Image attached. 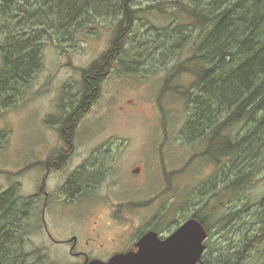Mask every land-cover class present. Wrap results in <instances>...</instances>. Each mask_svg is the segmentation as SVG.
Listing matches in <instances>:
<instances>
[{"label": "rangeland", "instance_id": "rangeland-1", "mask_svg": "<svg viewBox=\"0 0 264 264\" xmlns=\"http://www.w3.org/2000/svg\"><path fill=\"white\" fill-rule=\"evenodd\" d=\"M61 1L0 0V68L3 65L2 48L8 44L5 38L13 33L18 38L16 42L20 36L28 38L29 47L35 46L41 61L32 80L17 85L9 97L0 96V197L14 191L15 197L21 201L38 200L30 209L33 214L30 227L21 228L24 239L10 244L16 256L29 255L15 263L81 264L82 259L78 261V255L71 254V246L65 242L73 236L78 237V214L81 211L76 203L54 205L55 217L49 214L48 206L46 220L54 241L39 229L36 214L43 215V191L51 194L50 201H56L60 192L57 185L75 172L88 158V153L95 151L105 160L102 168L111 169L99 190L119 191L110 201L111 209L128 203L131 206L137 199L134 198L138 196L136 193L146 195L145 222L155 212L167 210L169 213L167 207L174 203L180 222L196 211L209 216L208 212L215 206L220 208L215 210L217 214L252 206L235 225L217 226L221 237L214 233L204 261L212 263L223 254L227 258L231 249L236 253L242 250L245 241L250 243L245 260L237 254L233 257L234 262L264 264V228L261 230L264 224L255 220L256 205L264 200V168H258V159H250L254 161L251 166L254 177L234 194L226 188L221 189L224 183L213 176L219 163L205 154L210 139L208 136L193 139L188 133L186 126L190 111L183 95L177 92L187 89L193 78L177 75L166 86L172 65L182 59L161 56L162 50L169 46H160L165 40L142 27L147 24L148 29L153 25L162 30L170 25L172 18L163 17L158 11L143 12L144 8L163 0H134L128 4L130 8L126 7L127 10L122 8V0H111V5H104L111 8L108 12L97 10L86 16L79 15L68 26L59 20L60 13L63 16L67 13L65 7H58ZM100 3L89 7L96 10ZM126 16L134 18L135 27L128 26ZM20 27L25 31L22 32ZM119 32H123L125 41L98 88L97 99H93L82 115L76 116L78 93L83 90V72L112 49ZM142 38L145 43L139 50ZM130 66L133 67L131 72ZM164 87L177 89L167 93ZM70 115L76 118L72 147L62 133L63 121ZM241 126L229 128V133L246 129ZM66 149L70 153L60 163V170L52 171L46 179L48 162L56 161ZM213 150H218L217 144ZM261 150L264 152V147ZM260 159L264 162L263 154ZM135 168H140L141 174L132 173ZM118 173L130 180L129 184L124 186L121 183L119 188ZM141 178L147 183L135 186ZM72 193L67 190L68 195ZM217 199L221 205L216 203ZM135 201L134 215L143 218L145 214H138V200ZM132 212L130 210V214ZM85 226L83 224V232ZM121 232H111V236ZM121 236L124 241L131 238L128 233ZM85 239L83 235L82 240ZM105 254L93 250L89 257Z\"/></svg>", "mask_w": 264, "mask_h": 264}, {"label": "trees", "instance_id": "trees-1", "mask_svg": "<svg viewBox=\"0 0 264 264\" xmlns=\"http://www.w3.org/2000/svg\"><path fill=\"white\" fill-rule=\"evenodd\" d=\"M122 1L124 10H127L128 4L134 2V0ZM99 2L101 6L91 10L89 6ZM111 3V0L83 2L62 0L58 7H65L67 13L64 16L62 13L59 14L60 23L68 26L77 16H86L91 11L108 12L111 8H105L104 5ZM154 11H158L163 17L172 18L170 25L162 30H158L153 25L148 29L147 24L142 27L149 32H156L158 37L165 40L160 46L165 44L169 46L167 50H162L161 56L182 59L172 65L171 73L166 78V86L171 78L177 75L185 74V77L193 78V81L187 84V89L177 91L179 95H183L186 108L190 111L186 130L193 139L208 136L207 139L210 140L206 156L217 163L221 156L225 159L224 165L219 163L213 176L218 179L224 176L227 181L221 189L226 188L228 192L234 194L246 187L254 177V168H251L254 165L253 160L258 159L260 170L264 168V162L260 159L261 154L264 156L261 150L264 147V0H172L170 2L163 0L157 5L144 8L143 12ZM133 19L126 16L128 26L131 28L135 27ZM20 30L25 31L24 27H20ZM13 36L15 33L5 38L8 44L2 48L3 65L0 68L2 97H9L10 91L13 92L17 85L32 80L41 66L38 51L35 46L29 47V39L20 36V40L16 42L18 38ZM124 41L123 32H119L112 49L88 71L83 72V89L98 91L107 75L106 72H109L113 60L121 51ZM144 43L142 38L139 41V50ZM132 68L130 66L129 72ZM165 87L167 93L168 90L177 89V87L170 89ZM76 112L77 110L74 114L77 116ZM71 116L74 115L66 116L62 133L72 147L76 118ZM238 124L246 129L229 133V128ZM216 144L218 150H213ZM10 195L5 193L0 197V264H18L15 262L19 258L23 261L29 256L23 254L16 256L12 253L10 244L24 239L20 231L26 225L18 219L16 211L24 213L25 209L21 208L29 202H31L30 209L34 208L35 198L21 201L14 197L12 200ZM216 203L222 204L218 199ZM256 206L255 220L264 224V200ZM251 207L247 206L240 210L232 208L225 213L217 214L215 210L220 208L215 206L208 212L209 216H204L200 211L194 212L192 216L211 228H217L218 225L228 227L242 220L245 217L244 213ZM36 216L39 218L37 221L40 224L39 229H42L40 212ZM263 228L264 226L261 230ZM249 247L250 243L244 241L242 250L237 253L231 249L227 258L223 254L212 263L209 260L205 263L240 264L235 263L233 257L239 254L245 260V253ZM208 252L204 256L206 259Z\"/></svg>", "mask_w": 264, "mask_h": 264}, {"label": "flooded vegetation", "instance_id": "flooded-vegetation-1", "mask_svg": "<svg viewBox=\"0 0 264 264\" xmlns=\"http://www.w3.org/2000/svg\"><path fill=\"white\" fill-rule=\"evenodd\" d=\"M91 91L93 93H91ZM97 97V91L91 89H83L81 92H79L77 98V115H82L81 113L86 111L87 107L93 103V99L95 98L96 100ZM71 118H73V116H71ZM64 124L65 121H63V125ZM65 139H67V137H65ZM64 151L65 152L63 153L65 155L63 153L59 154V157L56 161L53 163H51V161L48 162L49 166L47 168L48 173L45 177L46 179L52 171L60 170V163L63 162V158H65L70 153L68 149ZM86 161L88 164H83ZM104 163L105 160L98 156V152L92 151L91 153H88V158L84 159V161L80 163V165H83L79 167L80 165L78 164L79 166L75 169V172L68 175L63 183L57 185L60 192L56 201H50L51 194L49 192L43 191L42 188L43 194L45 196L43 215H41L42 230L49 236L51 240H53V237L46 220L48 206L49 214L52 215V217H55V212L52 211V207L59 203H76L78 209H80L81 213L80 215L78 214V237L73 236L75 240L72 238L65 242L69 243L71 246V254L78 255V261L82 259L79 261L81 264H90L94 260L108 262L117 255L136 254L139 252V242L148 234L155 233L157 234L158 238L165 240L172 234L176 233L186 222L192 219H196L198 222H200L208 233V238L205 242L207 250L211 249L209 242L211 241L214 233L221 237V234L216 227L211 228L209 225H204L200 220L194 218L192 215L186 217L187 219L180 222L178 220V213L174 211L175 203L167 207L170 210L169 213L167 210L164 213L155 212L150 215L149 219L145 222V213L147 207L146 195L142 196V194L139 193H136L138 196H135L134 198L137 197V199H134V201L131 203V206H129L128 203L123 207L118 206L111 209L110 201L113 199L114 193L118 190H99L101 182H103L106 175L111 172V169L102 168ZM219 163L220 165H224L225 163V159L222 156L220 157ZM131 172L139 175L141 174V169L135 168L131 170ZM155 175L157 176V173ZM116 176L118 177L117 186H119V188L121 183L124 186L129 184L130 180H128L124 175L118 173ZM45 178L43 181L44 185L46 184ZM219 181L221 183H225L226 179L223 176L220 177ZM146 183L147 180L145 178H141L135 183V186H142ZM67 190H72L73 193L68 195ZM10 194V197L13 200L15 197V192L11 191ZM39 195L40 193L38 196ZM135 200H138V214H145L143 218L134 215L136 213ZM35 202L37 203L38 200L35 199ZM30 208L31 202L27 203L21 208L25 209L24 213H19L15 210L18 215V219L23 224L25 223L26 226L29 225L32 215ZM130 210L133 211L132 214H130ZM83 224L86 225V230L84 232L82 231ZM127 225L130 227L127 228ZM117 230H122L121 234H114V236H111V232H115ZM122 233H128L131 235V238L132 235H134V237L133 239L130 238L128 241H124L121 236ZM83 235L86 237L85 240H82ZM106 235L109 236L106 237ZM61 242L63 241H55V243ZM77 247L78 251H75L74 253V249ZM93 250H97L106 254L104 256L92 255L93 257H89L90 251L93 252Z\"/></svg>", "mask_w": 264, "mask_h": 264}, {"label": "water", "instance_id": "water-1", "mask_svg": "<svg viewBox=\"0 0 264 264\" xmlns=\"http://www.w3.org/2000/svg\"><path fill=\"white\" fill-rule=\"evenodd\" d=\"M208 233L196 219L186 222L176 233L162 240L150 233L138 244L139 252L117 255L110 261L90 264H204Z\"/></svg>", "mask_w": 264, "mask_h": 264}]
</instances>
